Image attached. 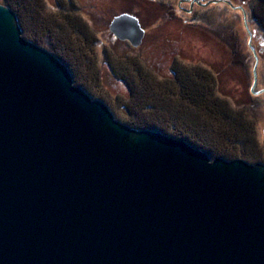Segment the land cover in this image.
<instances>
[{
    "label": "water",
    "instance_id": "1",
    "mask_svg": "<svg viewBox=\"0 0 264 264\" xmlns=\"http://www.w3.org/2000/svg\"><path fill=\"white\" fill-rule=\"evenodd\" d=\"M0 264H264V163L117 120L0 4Z\"/></svg>",
    "mask_w": 264,
    "mask_h": 264
},
{
    "label": "rangeland",
    "instance_id": "2",
    "mask_svg": "<svg viewBox=\"0 0 264 264\" xmlns=\"http://www.w3.org/2000/svg\"><path fill=\"white\" fill-rule=\"evenodd\" d=\"M133 1L44 0L47 9L51 12L58 11V4L65 5L59 11H63L66 18L81 19L82 24L74 27L77 30L74 32L77 34L78 31L81 33V31L90 30L97 40L95 46L91 47L95 51L94 56H91L95 60L93 68L88 69L84 65L77 64V58L81 59L80 54L76 55V53L73 57L66 54L73 64V77L77 83L86 85L94 97L104 99V103L114 116L128 122L131 118L125 115L124 104L130 92L125 83L115 77L111 65L116 73L122 72L132 79H138L141 74L140 80L148 86L146 89L151 87V84H156L154 79L151 80L153 77L146 74V69L152 70L154 73L149 72L159 82L172 77L174 61L181 62V59L192 65H202L216 75L219 93L230 102L231 106L247 108L249 117L255 118L257 136L261 142L258 134L264 128V92L260 95L252 92L258 89V73L264 70V62L256 63L251 49L255 48L256 52H259L257 54L264 58V31L250 19L251 10L255 7L257 0H207L206 3H210L206 7L196 6L194 10L185 12L175 3L173 12L177 14L176 17L188 21V25H182V27L180 26L182 23H178L182 21H165L157 6L147 0H141V3H137L139 12L134 13L141 18L142 27L146 28V36L144 35L138 47H134L127 40H116L112 31L110 32L111 29H108L111 18L99 17L100 8L103 6L111 5L123 10L125 7L133 6ZM1 2L2 0L0 4ZM183 8L188 9L189 5L185 3ZM203 15L206 19L210 18L209 23L203 20L204 18L196 19ZM74 32L70 30L71 34ZM251 35H253V43ZM233 51L238 57L234 56ZM117 56L127 62L121 63L116 59ZM239 60L240 62L245 60V65L239 66ZM107 61H111L110 64ZM255 63L256 69H253ZM253 74L254 81H252ZM258 120L261 121V125Z\"/></svg>",
    "mask_w": 264,
    "mask_h": 264
},
{
    "label": "trees",
    "instance_id": "3",
    "mask_svg": "<svg viewBox=\"0 0 264 264\" xmlns=\"http://www.w3.org/2000/svg\"><path fill=\"white\" fill-rule=\"evenodd\" d=\"M1 4L17 14L24 39L53 53L72 74L73 64L68 54L72 57L80 54L78 65L88 69L95 67V60L91 57L95 51L91 47L97 40L90 30L74 32V27L82 24L80 18H66L63 11L51 12L44 0H2ZM251 11V22L264 31V0H257ZM233 54L238 57L234 51ZM116 59L121 63L127 62L122 57L117 56ZM180 61L172 63V77L165 81L157 82L151 74L153 71L149 70L152 71L150 73L146 69V74L152 76L151 80L156 83L152 85L150 81L148 89L140 80L141 74L138 79H132L122 72L116 73L111 65L115 77L125 83L130 92L126 102L124 100V110L131 119L125 122L115 116L117 120L134 129L155 130L184 140L194 148L207 152L212 159L244 160L250 164L264 162V145L257 136L256 120L249 117L247 108L231 106L219 93L216 75L210 69ZM74 82L94 99L105 102L94 97L89 88L78 84L75 78Z\"/></svg>",
    "mask_w": 264,
    "mask_h": 264
},
{
    "label": "flooded vegetation",
    "instance_id": "4",
    "mask_svg": "<svg viewBox=\"0 0 264 264\" xmlns=\"http://www.w3.org/2000/svg\"><path fill=\"white\" fill-rule=\"evenodd\" d=\"M59 0H56V2H58ZM141 0H134L133 2L134 3H132L133 4V6H128V8L127 7H125L123 10H120V9H116L115 7H113V6H103V7H101L100 8V14H99V17L100 18H111L110 19V22H109V25H108V29H111V24H112V22H113V20L115 19V18H117V17H120V16H123V15H128V16H130V17H132V18H136L138 21H139V24H140V26L142 27V23H141V18H138L136 15H135V13L134 12H139V8H137V3L139 4V3H141L140 2ZM144 1H146V0H144ZM150 2L152 5H154V6H157L160 10H161V12H162V15H161V17H163V19H165V21H182V22H178V23H182V24H180V26L182 27V25H188V21H186V20H184V18H181V17H176V13L175 12H173L174 10H173V7H174V4L175 3H177V5H179V8H181V10L183 11V12H185V11H189L190 9H192V10H194V8L196 7V6H200V5H198V3H201V4H205L206 2H207V0H147V2ZM189 3H188V2ZM186 3V5H189V8L188 9H185V8H183V5ZM131 4V5H132ZM63 5V4H62ZM62 5H60V4H58V11L59 10H61L62 8H64L65 7V5L64 6H62ZM93 7H98V6H96V5H92ZM200 7H202V6H200ZM75 8V7H74ZM73 8V9H74ZM98 9V8H97ZM75 10L77 11V8H75ZM74 10V11H75ZM110 11V12H109ZM111 11H112V13H111ZM93 15V14H92ZM91 15V16H92ZM142 16V15H141ZM93 17V16H92ZM205 17V15H203L202 17H200L199 16V18H196L197 20H200V18H204ZM142 18H143V16H142ZM182 19V20H181ZM210 19V18H209ZM209 19H206V18H204L203 20H209ZM202 20V19H201ZM210 22V21H209ZM208 23V22H207ZM211 24H212V22H211ZM142 29L144 30V32H146V28H143L142 27ZM110 32H111V30H110ZM112 33V35L115 37V39L116 40H119V38L113 33V32H111ZM145 36H146V33H145ZM253 35H251V42L253 43V37H252ZM252 49V52L254 53L253 55H254V57H255V62L256 63H261L262 61L264 62V58L262 59L261 57H260V55H258L257 53H259V52H256V50H255V48H251ZM258 55V56H257ZM245 63V60H244V62H242V65H245L244 64ZM256 63H255V65L253 66V69L255 68V66H256ZM231 65V64H230ZM239 66H241V65H239ZM258 66V65H257ZM232 67H234L233 65H232ZM252 81H254V74H253V80ZM257 85H258V89L256 90V91H254V90H252V92L255 94V95H260V93L261 92H264V70L263 71H261V72H259L258 73V77H257ZM252 86H253V83H252ZM260 87V88H259ZM253 88V87H252ZM264 94V93H263ZM253 95V94H252ZM258 123L261 125V121L260 120H258ZM259 135V137L261 138V143L264 145V128L262 129V131L258 134Z\"/></svg>",
    "mask_w": 264,
    "mask_h": 264
},
{
    "label": "bare ground",
    "instance_id": "5",
    "mask_svg": "<svg viewBox=\"0 0 264 264\" xmlns=\"http://www.w3.org/2000/svg\"><path fill=\"white\" fill-rule=\"evenodd\" d=\"M29 41V40H28Z\"/></svg>",
    "mask_w": 264,
    "mask_h": 264
}]
</instances>
